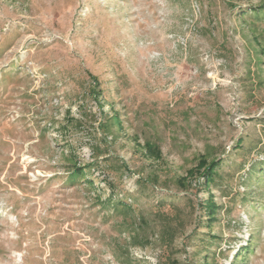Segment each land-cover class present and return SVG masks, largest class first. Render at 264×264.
<instances>
[{
  "label": "rangeland",
  "instance_id": "1",
  "mask_svg": "<svg viewBox=\"0 0 264 264\" xmlns=\"http://www.w3.org/2000/svg\"><path fill=\"white\" fill-rule=\"evenodd\" d=\"M260 162L264 0H0V264H264Z\"/></svg>",
  "mask_w": 264,
  "mask_h": 264
},
{
  "label": "trees",
  "instance_id": "2",
  "mask_svg": "<svg viewBox=\"0 0 264 264\" xmlns=\"http://www.w3.org/2000/svg\"><path fill=\"white\" fill-rule=\"evenodd\" d=\"M114 121V120H113ZM114 123V122H113ZM147 153H149L151 156H155V157H158L159 154L158 152L156 151L155 148L147 145L145 147ZM217 165H219V162L217 164H215L214 162H211L210 164L206 165L203 169V179H204V185L208 186L209 183L212 181V177H213V173L215 171V168L217 167ZM87 168H81V167H76L74 168L73 170V175L69 178V181L71 183H79L81 182L82 180L84 181V183L87 184V186L89 187H93V182L87 178V171H86ZM251 172H256V173H261L264 171V163H259V166H253L251 169H250ZM117 194L116 193H113L111 191V194L107 197V199H104L103 201L100 202V204L102 205L103 208H106V209H113V210H116V212L118 213H124L126 214L127 211H129V205L124 202V201H121V200H115L117 198H113V196H116ZM114 200V202H113ZM112 203V204H111ZM117 205H121L123 206L124 209L122 210H117L116 209V206ZM213 207V205L211 203H208L206 204V210H208L209 213H212L211 211V208ZM167 264H178L177 261L175 260H170L169 262H167Z\"/></svg>",
  "mask_w": 264,
  "mask_h": 264
}]
</instances>
